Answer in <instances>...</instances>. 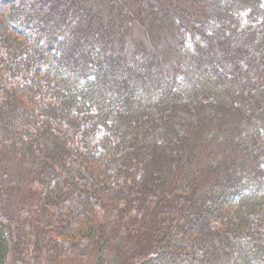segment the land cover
<instances>
[{
    "label": "trees",
    "instance_id": "1",
    "mask_svg": "<svg viewBox=\"0 0 264 264\" xmlns=\"http://www.w3.org/2000/svg\"><path fill=\"white\" fill-rule=\"evenodd\" d=\"M104 2L0 0V264H264V0Z\"/></svg>",
    "mask_w": 264,
    "mask_h": 264
},
{
    "label": "rangeland",
    "instance_id": "2",
    "mask_svg": "<svg viewBox=\"0 0 264 264\" xmlns=\"http://www.w3.org/2000/svg\"><path fill=\"white\" fill-rule=\"evenodd\" d=\"M103 3H105V0H100ZM122 0H115L116 3H119ZM134 31V30H133ZM134 33V32H133ZM132 33V37H136V35H134ZM22 189H19L20 191H14L12 192V196L14 197V202H22L23 200H25L26 198L30 197V194H28V191L25 187V183L21 184ZM94 251L92 249L89 250V254H88V258L82 260L81 257L79 256V253H77L76 251H72L71 254L68 253V255L65 256H61L59 258H57L56 260H54L53 262H50L48 259L44 258L43 260H41L38 264H91L92 260L94 259V255L91 254ZM89 260L88 263H86V260ZM9 262V259H8ZM10 263V262H9ZM28 264H37L36 260L31 261Z\"/></svg>",
    "mask_w": 264,
    "mask_h": 264
}]
</instances>
